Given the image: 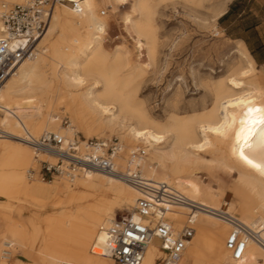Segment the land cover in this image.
Returning <instances> with one entry per match:
<instances>
[{
	"label": "bare ground",
	"instance_id": "obj_1",
	"mask_svg": "<svg viewBox=\"0 0 264 264\" xmlns=\"http://www.w3.org/2000/svg\"><path fill=\"white\" fill-rule=\"evenodd\" d=\"M24 1L0 0V37L6 35L3 5ZM163 1L84 0L82 13L69 4L57 5L32 53L0 83V194L8 187L11 212L0 235V264H113L104 255L105 229L125 207L133 208L131 214L139 218L134 208L143 193L119 175L81 169L74 176L63 174V180H32L29 171L37 170L39 161L58 160L52 153L36 151L27 139V134L39 138L45 131L66 139L77 138L79 132L87 137L95 132L117 134L118 171H128L133 160L148 180L166 182L193 200L196 233L178 264H264V248L253 240L244 258L233 261L226 246L232 225L212 212L226 208L252 227L264 220V73H258L255 59L242 44L227 65L228 73L212 83L209 107L188 115L174 107L165 121L156 117L137 92L157 62L153 15ZM190 1L202 5L206 0ZM226 1L203 5L210 19L225 13ZM104 4L129 6L124 22L137 35L135 62L129 49L106 47L107 23L99 13ZM49 60L50 77L40 74V64ZM60 107L71 113L66 127ZM139 149L144 154L134 156ZM210 162L235 177L237 202L227 201L225 189L202 178L201 173L210 176ZM190 210L175 207L171 217L181 225ZM162 254L152 243L143 264H157Z\"/></svg>",
	"mask_w": 264,
	"mask_h": 264
},
{
	"label": "built area",
	"instance_id": "obj_2",
	"mask_svg": "<svg viewBox=\"0 0 264 264\" xmlns=\"http://www.w3.org/2000/svg\"><path fill=\"white\" fill-rule=\"evenodd\" d=\"M83 3L84 0H25L14 5L3 3L1 18L6 35L0 37V83L32 53L38 38L49 25L50 13L57 5L69 4L74 11L82 13ZM63 121L66 122V119ZM27 139L36 151L52 153L58 159L56 164L41 161L39 171H29L30 177L36 174L42 179H50L56 174L74 176L81 169H96L123 177L143 193L134 208L139 214L138 219L129 213L115 219L105 229L104 255L110 256L113 264H143L154 242L163 251L157 264H178L188 242L196 233L197 205L186 194L166 182L148 180L140 165L133 160L128 171H118L115 159L121 145L117 138L66 139L58 133L45 131L39 138L27 134ZM133 154H144V150L139 149ZM181 205L191 210L182 224L177 225L171 214L175 207ZM212 212L232 225L226 246L233 261L244 258L250 240L264 248V220L252 227L226 208L213 209ZM8 249L5 254L9 252Z\"/></svg>",
	"mask_w": 264,
	"mask_h": 264
},
{
	"label": "rangeland",
	"instance_id": "obj_3",
	"mask_svg": "<svg viewBox=\"0 0 264 264\" xmlns=\"http://www.w3.org/2000/svg\"><path fill=\"white\" fill-rule=\"evenodd\" d=\"M190 0H165L160 2L154 12V21L157 27V62L149 68L142 83L138 86L137 96L147 101L149 110L159 119L165 121L173 108L180 114H192L193 109L201 111L211 105L212 83L228 73L227 65L235 57L237 47L245 45L248 53L253 57V45L264 41V0H243L245 8L243 16L228 19L209 18L208 10L203 5L217 3L221 0H206L199 5ZM196 4V5H195ZM129 9L123 4L102 5L99 13L107 23L105 33L106 47L111 48L117 45L129 49L133 62L139 53L137 46V35L135 31L124 22V14ZM106 11L105 14L102 12ZM50 25V24H49ZM46 27L45 31L49 28ZM255 26H259L255 29ZM130 28V31H128ZM133 30V31H132ZM259 34L262 35L261 39ZM243 41V43H242ZM132 49V50H131ZM142 60H147L146 50L142 51ZM254 58V57H253ZM256 61V60H255ZM258 73H264V62L256 61ZM53 62L49 60L40 64V74L50 77ZM86 83L83 87H85ZM82 89V88H81ZM64 110V111H63ZM62 112V126L70 124L71 113L64 107ZM66 119V122L63 121ZM117 138V134L106 132L87 137L79 132L77 138ZM41 161L36 169L39 171ZM36 170V171H37ZM209 177L201 173L202 178L211 182L216 188L225 189V199L229 202H237L239 195L232 190L235 177L229 175L227 169L210 162L206 167ZM214 175V180L211 176ZM60 180L66 177L63 174H56ZM207 176V177H206ZM34 177H30L34 180ZM40 178V177H39ZM41 180H44L40 178ZM5 193L0 194V235L7 228L11 212L8 205V198ZM10 190V186H9ZM226 207V206H225ZM33 210L28 207L27 211ZM133 208L125 207L118 211L117 218L132 213ZM28 215L29 212H26ZM239 215V213H235ZM14 251V246L12 247ZM22 252H17L21 257ZM204 264H211L208 260Z\"/></svg>",
	"mask_w": 264,
	"mask_h": 264
},
{
	"label": "crops",
	"instance_id": "obj_4",
	"mask_svg": "<svg viewBox=\"0 0 264 264\" xmlns=\"http://www.w3.org/2000/svg\"><path fill=\"white\" fill-rule=\"evenodd\" d=\"M243 0H227L226 1V11L220 17V20L228 19L233 17V15H237L238 17L243 16L245 12V8L242 5ZM259 26H255V29H258ZM262 35L259 34L258 39H261ZM252 54L256 61L264 62V41L260 42L257 45H253Z\"/></svg>",
	"mask_w": 264,
	"mask_h": 264
},
{
	"label": "snow or ice",
	"instance_id": "obj_5",
	"mask_svg": "<svg viewBox=\"0 0 264 264\" xmlns=\"http://www.w3.org/2000/svg\"><path fill=\"white\" fill-rule=\"evenodd\" d=\"M258 110V109H257ZM249 111L251 112V111H253V109H249ZM246 160H247V157H244ZM248 163L249 164H252V161L251 160H248ZM254 166H256V165H254ZM258 167V166H257Z\"/></svg>",
	"mask_w": 264,
	"mask_h": 264
}]
</instances>
